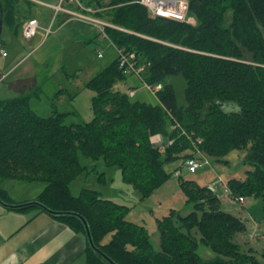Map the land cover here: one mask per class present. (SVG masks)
<instances>
[{
    "label": "trees",
    "instance_id": "trees-1",
    "mask_svg": "<svg viewBox=\"0 0 264 264\" xmlns=\"http://www.w3.org/2000/svg\"><path fill=\"white\" fill-rule=\"evenodd\" d=\"M79 1L123 29L106 28L107 39L137 54L147 84H162L155 93L160 103L134 101L114 89L129 77L118 57L87 83L95 93L90 121L67 124L68 114L58 111L39 115L30 106L33 92L0 99V199L24 204L1 188L5 181L41 182L45 188L35 201L67 214L52 215L38 206L8 209L46 213L87 237L78 215L84 217L96 247L117 264H260L237 242L246 222L222 210L218 194L195 180L180 177L194 210L187 216L172 211L158 220L160 251L153 249L146 227L127 220L131 208L96 189L74 194L71 186L83 175L105 185L106 173L96 165L103 160L121 171L143 201L172 178L166 166L181 153L197 148L229 164L226 156L240 151L250 169L244 178L230 179L228 191L264 204V0H189L195 24L153 17L139 0ZM11 30L20 35L18 28ZM174 80L184 85L183 102ZM156 135L166 139L165 151L153 142ZM81 156L95 166L83 164ZM194 230L216 254L211 263L198 253ZM84 256L86 264H110L89 242Z\"/></svg>",
    "mask_w": 264,
    "mask_h": 264
},
{
    "label": "rangeland",
    "instance_id": "rangeland-1",
    "mask_svg": "<svg viewBox=\"0 0 264 264\" xmlns=\"http://www.w3.org/2000/svg\"><path fill=\"white\" fill-rule=\"evenodd\" d=\"M66 16L69 18L68 15ZM188 20L193 24L196 23L192 18ZM49 30H51L50 33H48ZM17 41L21 48V51L16 53V60L20 62L17 72L36 80L37 88H26L24 91V94L33 92L30 98L31 108L43 117L53 115L54 111L68 114L67 124L92 120L94 115L92 98L95 93L87 87V83L117 58L116 47L104 38L97 28L76 21L59 28L55 17L53 20L51 18L47 21L42 20L38 34L32 40H26L21 36ZM9 48L14 49L13 46ZM99 53H102L104 57L99 58ZM173 82L183 102L184 85L181 80ZM31 85L33 84L29 87ZM133 86L136 87L133 88L136 91L134 101L152 105L160 103L155 92L144 88L141 79L137 76L129 75L127 80L116 84L114 89L128 93L132 90L129 87ZM15 95L17 94L13 93L8 97ZM153 142L159 144L160 136H154ZM165 146L159 148L165 151ZM201 156L204 154L197 148L181 153L177 162L166 166L167 171L173 173L172 178L150 198L143 201L131 185L123 182L121 171L117 168H107L103 160L98 161L96 165L100 172L106 173L105 185L100 184L96 176L83 175L71 187L74 194H78L83 187L99 190L106 198L131 208L127 220L146 227L155 251H160L161 244L158 220L172 211L181 216H187L194 210V205L187 202L181 189L180 177L195 180L202 186L215 187L214 192L222 200V210L239 216L246 222V231L237 238L242 251L252 254L260 264H264L263 201L246 197L247 203L242 206L237 203L230 191H226L228 189L226 184L230 179H242L245 177L246 170L250 169L243 164L244 153L231 152L225 158L229 164L219 163L206 156L209 165L204 166L197 173H190L186 167V161L189 157ZM81 162L90 167L95 166L93 161L83 156H81ZM43 189L42 183H21L17 187V191L22 195L28 192L36 195ZM193 235L199 241L198 253L203 261L211 263L216 258V254L201 242V236L197 230L193 231ZM109 239L108 237L106 241Z\"/></svg>",
    "mask_w": 264,
    "mask_h": 264
},
{
    "label": "crops",
    "instance_id": "crops-1",
    "mask_svg": "<svg viewBox=\"0 0 264 264\" xmlns=\"http://www.w3.org/2000/svg\"><path fill=\"white\" fill-rule=\"evenodd\" d=\"M3 1L6 6L4 10L0 2V28H2L0 39L2 38L3 41L0 42V47L9 55L0 57V99L7 98L13 93L17 94L15 96L24 95L26 88H37L33 77L20 75L22 73L17 72L20 62L16 60V53L21 51L17 40L22 36L26 23L31 19H37L40 23L42 20L47 21L50 18L53 20L55 17L59 28H62L73 21L64 13H56L54 7L62 4L68 10L77 8L70 0ZM13 28L20 30L19 36L14 35L11 30ZM9 46H13L14 49ZM30 84L33 85L29 87ZM25 85L27 87H24ZM159 144L161 146L167 144L164 137L160 136ZM21 183L30 182L9 180L3 182L1 188L19 203L33 202L42 192L36 195L29 192L22 195L17 191ZM32 183L41 182L30 184ZM87 245L86 236L75 232L46 213L38 215L20 213L0 204V264H86L84 253Z\"/></svg>",
    "mask_w": 264,
    "mask_h": 264
},
{
    "label": "built area",
    "instance_id": "built-area-1",
    "mask_svg": "<svg viewBox=\"0 0 264 264\" xmlns=\"http://www.w3.org/2000/svg\"><path fill=\"white\" fill-rule=\"evenodd\" d=\"M70 2L76 4L77 8L74 10H68L65 9L62 4H60L54 7L56 9V13H64L69 16V19L71 21H78L94 28H97L103 35V37L106 39V28L110 27L123 30L122 28L117 27L116 25L104 19L96 17L95 15L96 13H98L97 9H94L93 7L84 6L79 0H70ZM138 2L144 7H146L153 17H163L181 22L189 21V0H139ZM39 29V21L37 19H31L26 23L25 27L23 28L22 37L26 40H32L34 37L37 36ZM50 32L51 30L48 31V33ZM116 51L120 68L124 71L125 74L137 76L138 78H140L141 82L144 85V88L149 91L156 93L162 89V84L153 86L147 84L144 81L143 73L145 72V67L138 64V57L135 52H126L125 50L120 48H116ZM8 55V52L4 48L0 47V57H7ZM98 57L103 58L104 55L102 53H99ZM127 94L131 98H133L136 95V91L132 89ZM172 143L173 141H169L168 144L171 145ZM155 144L159 147L161 146L160 144ZM204 156L192 157L186 161V167L190 173H197L204 166L209 165V162H207L206 157ZM211 188L213 190L215 189V187ZM226 191H228V189H226ZM236 201L242 206H245L247 203L245 197H238L236 198Z\"/></svg>",
    "mask_w": 264,
    "mask_h": 264
},
{
    "label": "water",
    "instance_id": "water-1",
    "mask_svg": "<svg viewBox=\"0 0 264 264\" xmlns=\"http://www.w3.org/2000/svg\"><path fill=\"white\" fill-rule=\"evenodd\" d=\"M1 31H2V28H0V34H1ZM0 204L6 208H20V207H25V206H38L40 207L42 210H44L45 212L49 213V214H52V215H61V214H67V213H60V212H56V211H53L51 210L50 208H48L47 206H45L44 204L38 202V201H33V202H27V203H24V204H17V205H12V204H7L5 202H3L1 199H0ZM82 221L84 222V225H85V228H86V231H87V239H88V242L90 243L92 249L98 253L99 255H101L108 263L110 264H117L116 262H114L108 255H106L103 251H101L98 247H96L94 241H93V238H92V234H91V231H90V227H89V224L87 222V220L78 215Z\"/></svg>",
    "mask_w": 264,
    "mask_h": 264
}]
</instances>
